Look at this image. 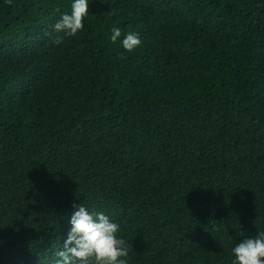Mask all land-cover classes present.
<instances>
[{"label": "trees", "instance_id": "trees-1", "mask_svg": "<svg viewBox=\"0 0 264 264\" xmlns=\"http://www.w3.org/2000/svg\"><path fill=\"white\" fill-rule=\"evenodd\" d=\"M72 2L0 0V264H54L74 204L128 264H232L264 231V0H89L57 44Z\"/></svg>", "mask_w": 264, "mask_h": 264}, {"label": "clouds", "instance_id": "clouds-1", "mask_svg": "<svg viewBox=\"0 0 264 264\" xmlns=\"http://www.w3.org/2000/svg\"><path fill=\"white\" fill-rule=\"evenodd\" d=\"M8 4L12 0H7ZM89 12V0H73L71 12L65 13L55 23L57 36L55 43L63 42L65 36L74 37L84 28V19ZM121 29L113 26L111 41L117 42ZM141 44L138 33L129 32L122 41L123 48L134 51ZM76 209L70 219L71 228L62 250L54 264H128V244L119 235L120 225L104 212L89 211L83 204H74ZM231 254L232 264H264V231L255 236L246 237L236 243Z\"/></svg>", "mask_w": 264, "mask_h": 264}]
</instances>
